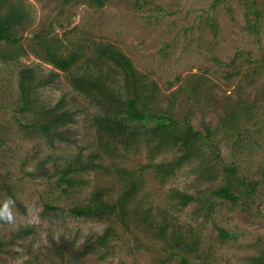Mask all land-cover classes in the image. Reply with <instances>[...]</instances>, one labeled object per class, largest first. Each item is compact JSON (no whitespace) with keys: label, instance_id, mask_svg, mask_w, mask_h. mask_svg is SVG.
<instances>
[{"label":"rangeland","instance_id":"374dc122","mask_svg":"<svg viewBox=\"0 0 264 264\" xmlns=\"http://www.w3.org/2000/svg\"><path fill=\"white\" fill-rule=\"evenodd\" d=\"M23 1L33 17L19 33V43L27 52L9 59L0 56V205L11 199L15 217V223L0 221V264H175L163 261L151 235L133 227L136 214L146 218L152 232L157 226L174 225L195 234L209 264H251L250 256L264 254V69L254 72L264 63V0H254L259 10L256 28L251 25L250 0H105L101 8L82 0ZM49 22L51 34L67 46L76 38L94 39L126 54L155 83V112L179 120L189 113L193 129L202 134L207 126L211 134L201 147L203 157L209 159L212 144L221 157L209 161L207 167L213 172L199 170L202 159L192 158L160 182L143 165L169 160L180 152L170 146L153 154L142 138L137 145L110 142L98 151L91 121L95 107L73 90L65 72L30 51L32 32L47 29ZM6 46L0 42V51ZM24 66L33 68L34 75L29 81L31 103L22 109L19 70ZM101 66L111 85L120 87L118 70L110 63ZM227 72H231L228 77ZM196 76L202 77L199 91L210 101L211 109L205 113L201 106L181 103L184 89ZM244 102L257 108L252 117L239 120V131L247 130L238 136L220 119L226 107ZM55 106L70 112L71 120L48 134L22 126ZM91 153L98 154L92 165L70 175L72 185L61 189L57 178L65 165L74 159L85 161ZM231 164L238 177L256 182L254 193L239 188L235 199L218 203L207 220L196 217L195 203L179 206L170 197L171 191L196 194L220 184L224 168ZM122 170L136 179L125 224L113 216L96 221L68 211L86 204L96 189L105 191L109 201L116 200L126 188ZM107 224L112 234L99 246L96 237ZM218 228L229 236L222 237ZM24 229L29 232L23 233ZM19 231L23 232L17 235Z\"/></svg>","mask_w":264,"mask_h":264},{"label":"trees","instance_id":"16d2710c","mask_svg":"<svg viewBox=\"0 0 264 264\" xmlns=\"http://www.w3.org/2000/svg\"><path fill=\"white\" fill-rule=\"evenodd\" d=\"M60 1L62 4H68L80 0ZM82 1L92 7L101 8L105 0ZM249 4L254 15L251 25L256 28L259 10L254 0H250ZM30 14L29 5L23 0H0V42L3 41L7 45V49L0 51L2 59L14 58L27 52L19 43L21 37L19 33L32 24L33 17ZM55 21L59 23L57 19ZM50 26L49 22L47 29L42 30L39 27L32 32L30 39L33 45L30 47V51L53 68L65 72L73 90L95 107L96 111L91 121L96 127L98 151L109 147L110 142H118L127 147L134 143L137 145L142 138L145 146L150 147L149 150H152L153 154L170 146L177 147L180 152L169 160L150 161L143 165V167H150L154 177L160 182H164L175 169L192 158L202 159L204 166H201L199 170L205 167L209 173L213 172L208 168L209 161L214 162L220 160L221 157L218 147L214 144H212L209 159L203 157L201 147L209 142L211 134L207 126L206 133L202 134L200 130L193 129L188 120L189 113L184 114L179 120L169 114L155 112L152 108L157 99L155 83L148 81L146 76L134 67L130 58L112 44L106 41L76 38L74 43L67 46L51 34ZM247 59L250 61V58ZM105 63L112 64L118 70L121 76L120 87L111 85L108 74L101 66ZM236 66L234 67L238 70L241 67L240 64ZM258 68L263 70L264 63L256 65L254 72H257ZM230 73L227 72L224 76L228 77ZM33 75L34 69L31 67L24 66L19 70V88L24 100L22 109L31 103L28 91L29 81ZM202 81L201 76L195 77L189 89H184L181 103L184 102L189 107L201 106V112L205 113L211 109V106L204 93L199 91L203 84ZM256 108L253 104L245 106V102L244 105L238 106L232 104L224 110L220 123L228 131L231 130L240 136L247 129L239 131L241 129L239 120L244 116L246 119L252 117V111ZM69 120H71L70 112L60 111L58 106H55L47 109L41 118H36L22 126H31L43 134H48L53 127L63 125ZM97 155L91 153L85 161L74 159L68 162L57 178L59 187L64 190V186H71L72 177L70 175L78 173L83 167L92 165L93 159L98 157ZM122 171L126 176V188L116 200L109 201L104 197L105 191L96 189L86 204L70 207L68 211L75 216L96 221H105L113 216L116 218L115 220H120L125 224L124 214L136 190V179L132 172ZM214 173L217 176L219 172ZM222 173L224 180L218 185L211 186L207 190H199L196 194L171 191L170 197L176 199L179 206L195 203L197 205L194 212L196 217L203 215L204 220H207L218 203L222 204L226 200L235 199L236 194L240 193L239 188L254 193L256 182H251L245 177H238V169L234 164L224 168ZM45 207L57 209L56 206L48 204ZM145 221L146 218L142 214H136L133 227L137 230H140L138 227H141L147 237L151 235V239H154L158 249L164 254L163 261L165 263L174 260L175 264H209L201 256L202 252L195 234L187 231L182 232L178 226L174 225H171L170 228L168 225L157 226L155 233ZM218 230L222 237L229 236L226 230L222 228H218ZM22 232L19 231L16 234L20 235ZM28 232V229H24L23 233ZM111 234L112 226L107 224L103 231L97 235L95 244L104 246ZM248 260L251 264H264V254L250 256ZM22 264H28V262Z\"/></svg>","mask_w":264,"mask_h":264},{"label":"clouds","instance_id":"9594fccd","mask_svg":"<svg viewBox=\"0 0 264 264\" xmlns=\"http://www.w3.org/2000/svg\"><path fill=\"white\" fill-rule=\"evenodd\" d=\"M12 204L13 201L11 199H8L2 205H0V221L15 223V217L11 211Z\"/></svg>","mask_w":264,"mask_h":264}]
</instances>
